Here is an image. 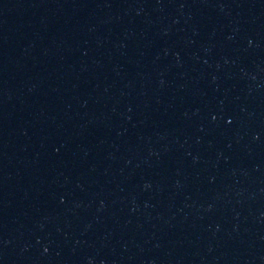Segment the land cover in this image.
I'll return each instance as SVG.
<instances>
[{
	"label": "water",
	"instance_id": "1",
	"mask_svg": "<svg viewBox=\"0 0 264 264\" xmlns=\"http://www.w3.org/2000/svg\"><path fill=\"white\" fill-rule=\"evenodd\" d=\"M0 264H264V0H0Z\"/></svg>",
	"mask_w": 264,
	"mask_h": 264
}]
</instances>
